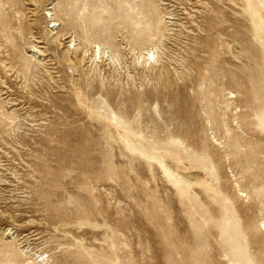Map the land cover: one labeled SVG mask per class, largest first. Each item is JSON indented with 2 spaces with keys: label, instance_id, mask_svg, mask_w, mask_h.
I'll use <instances>...</instances> for the list:
<instances>
[{
  "label": "rangeland",
  "instance_id": "rangeland-1",
  "mask_svg": "<svg viewBox=\"0 0 264 264\" xmlns=\"http://www.w3.org/2000/svg\"><path fill=\"white\" fill-rule=\"evenodd\" d=\"M0 264H264V0H0Z\"/></svg>",
  "mask_w": 264,
  "mask_h": 264
},
{
  "label": "bare ground",
  "instance_id": "bare-ground-1",
  "mask_svg": "<svg viewBox=\"0 0 264 264\" xmlns=\"http://www.w3.org/2000/svg\"><path fill=\"white\" fill-rule=\"evenodd\" d=\"M61 107H62V106H61ZM60 109H61V108H60ZM69 110H70V109H69ZM73 110H75V109H73ZM73 110H72V112H73ZM76 111H77V110H75L74 113H75ZM70 113H71V112H70ZM79 113H80V112H79ZM75 115H77V114H75ZM262 116H263V115H262ZM262 116H261V117H262ZM262 119H263V118H262ZM73 135H74V134H73ZM90 261H91V260H90Z\"/></svg>",
  "mask_w": 264,
  "mask_h": 264
}]
</instances>
